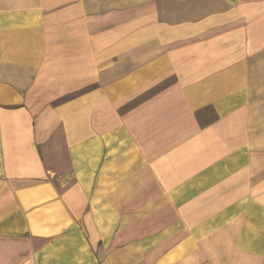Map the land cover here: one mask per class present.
Here are the masks:
<instances>
[{
    "label": "crops",
    "instance_id": "0c3cea01",
    "mask_svg": "<svg viewBox=\"0 0 264 264\" xmlns=\"http://www.w3.org/2000/svg\"><path fill=\"white\" fill-rule=\"evenodd\" d=\"M0 264H264V0H0Z\"/></svg>",
    "mask_w": 264,
    "mask_h": 264
}]
</instances>
